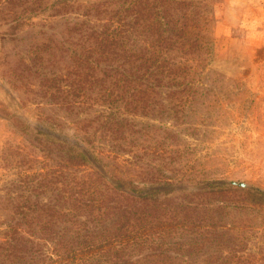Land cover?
I'll return each mask as SVG.
<instances>
[{"label":"rangeland","instance_id":"obj_1","mask_svg":"<svg viewBox=\"0 0 264 264\" xmlns=\"http://www.w3.org/2000/svg\"><path fill=\"white\" fill-rule=\"evenodd\" d=\"M145 1L137 21L122 15V68L74 59L78 12L104 22L116 0L0 18V231L11 217L24 238L4 264H264V0ZM51 141L91 165L62 163ZM40 182L69 188L46 215ZM113 185L151 200L72 245L86 214L76 194L100 204Z\"/></svg>","mask_w":264,"mask_h":264},{"label":"trees","instance_id":"obj_2","mask_svg":"<svg viewBox=\"0 0 264 264\" xmlns=\"http://www.w3.org/2000/svg\"><path fill=\"white\" fill-rule=\"evenodd\" d=\"M118 3V6L110 11V18L105 20L104 22L102 20L97 21V23L92 22V20H89L90 15L96 16V14H85L78 12L77 16L85 17V20H80L78 22L77 31L81 30L80 32V43L81 45H78V48L81 50L77 55L74 57L75 61L80 62H95L97 65L99 64V61H102L103 57L106 55H111L117 60H121V62L116 66L117 68L125 67L126 60L124 57L127 55L125 50L122 46L123 40L126 38V35L128 34L129 30L131 29L132 22H135L139 19V17L142 14V11H147L148 4L145 0H116ZM106 3H109L108 0H105ZM110 4V3H109ZM105 5V3H104ZM47 6L43 4L42 0H0V18L3 22L9 23H15V24H21L26 20L27 13L33 12V11H43ZM53 11L57 10V7L59 6H53ZM105 12H107L106 9H104ZM132 12L133 18L132 22L126 19V17L122 18V15L124 12ZM128 16V15H127ZM98 20V19H97ZM92 24L93 26H86L84 28V25L86 24ZM97 28H101L98 30ZM69 27H67V32H69ZM76 30V29H75ZM77 33V32H75ZM86 42H88V45H85ZM32 48V47H31ZM31 53H36L35 51L31 50ZM96 55V58H92V61H89L91 59L92 55ZM107 67H110V64H105ZM84 66V65H83ZM85 67V66H84ZM86 68V67H85ZM27 131V130H26ZM24 130L23 132L26 133ZM37 135L41 138L40 143H45L44 136L42 133L37 132ZM49 147L51 148V151H53L56 154V157L61 160L62 163L71 164V158L73 160V164H71L72 167H75L76 169L78 167H85L90 162L88 159L82 155L81 153L76 152L74 148L68 146V144L64 142H56L51 141L49 142ZM53 145L54 147H51ZM71 157L70 159L67 158L68 156ZM74 155V157L72 156ZM92 167V166H91ZM65 182H62V185H64ZM35 187L37 188H43V191L39 192L36 196L39 197L43 192H50L51 195L48 197H44L43 199V205L42 210L40 213L42 215H46L44 211L46 209L55 208L58 206V199L55 200V197L60 195L61 192H67L69 188L67 186L60 187L58 191L56 192V188L49 184H35ZM109 195L106 197V199L101 200L100 204H94L87 198H78L77 194L74 200L78 201L77 208H83L86 210V214L80 215L77 220L81 222L79 226L80 232H78V235L75 237L72 245L79 246L81 243L91 236L92 234H95L98 231H105L110 225H115L117 221H119V216L122 215V212L132 210L136 206H146L149 203V200H151L150 197L147 196H140L131 198L129 195L125 194L124 196L122 192L120 193L118 191V188L116 186H107ZM33 191V190H32ZM78 191L77 193H79ZM111 192V193H110ZM55 194V195H54ZM73 194V192L70 194V196ZM20 197V196H19ZM24 197V196H23ZM129 197V198H128ZM81 199V200H80ZM42 202V200H41ZM104 205V209L100 210L99 205ZM13 209L19 208L21 209L23 205L18 206H12ZM119 210L120 213L112 214L114 215L110 222L107 224H104L105 219L107 218L108 214L110 212H115V210ZM17 210V209H16ZM101 211L100 214L97 216L99 219L95 220L92 218L91 211ZM20 215H24V212L22 210H19ZM81 217V218H80ZM85 219V220H84ZM108 219V218H107ZM100 220V221H99ZM14 218H9V221L6 224L7 230L3 231L1 230L0 233L3 234V239L0 241V264H4L5 260H11L13 257L17 256L19 258H23L22 256L16 255L17 252L20 251V249H23L22 241L24 240L23 237H19L18 234V228L16 227ZM102 221V222H101ZM98 222H101V224L98 225ZM111 238L107 239L110 240ZM70 240L67 242L69 243ZM70 245V248L72 247ZM66 245H63V249L65 250ZM68 249V250H70ZM24 250V249H23ZM22 250V251H23ZM25 252V251H24ZM78 252V251H77ZM75 252V253H77ZM80 252V251H79ZM82 252V250H81ZM66 262L62 264H67V261L69 260L68 264H72L71 262L74 260L76 263H78L73 256H67ZM123 262V261H121ZM114 264H121L120 262H116Z\"/></svg>","mask_w":264,"mask_h":264},{"label":"water","instance_id":"obj_3","mask_svg":"<svg viewBox=\"0 0 264 264\" xmlns=\"http://www.w3.org/2000/svg\"><path fill=\"white\" fill-rule=\"evenodd\" d=\"M232 184L237 185V186H241V187H245V185L242 183L233 182Z\"/></svg>","mask_w":264,"mask_h":264}]
</instances>
